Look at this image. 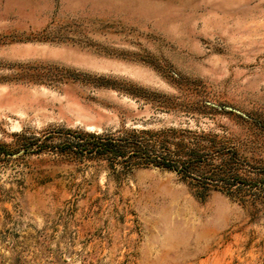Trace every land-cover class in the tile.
<instances>
[{"label": "rangeland", "instance_id": "rangeland-1", "mask_svg": "<svg viewBox=\"0 0 264 264\" xmlns=\"http://www.w3.org/2000/svg\"><path fill=\"white\" fill-rule=\"evenodd\" d=\"M131 127L211 131L263 164L264 0H0V264H264V189L19 147Z\"/></svg>", "mask_w": 264, "mask_h": 264}, {"label": "trees", "instance_id": "trees-1", "mask_svg": "<svg viewBox=\"0 0 264 264\" xmlns=\"http://www.w3.org/2000/svg\"><path fill=\"white\" fill-rule=\"evenodd\" d=\"M209 108L232 112V109ZM50 137H59L50 142ZM24 151L47 149L67 158L102 157L110 165L158 166L174 170L191 184L197 194L210 189L254 203L264 189V163L257 164L240 155L230 139L211 131L167 127L124 129L118 135L75 130H49L43 137H24ZM0 143V154L9 153Z\"/></svg>", "mask_w": 264, "mask_h": 264}, {"label": "water", "instance_id": "water-1", "mask_svg": "<svg viewBox=\"0 0 264 264\" xmlns=\"http://www.w3.org/2000/svg\"><path fill=\"white\" fill-rule=\"evenodd\" d=\"M228 109H232L231 107H228Z\"/></svg>", "mask_w": 264, "mask_h": 264}]
</instances>
